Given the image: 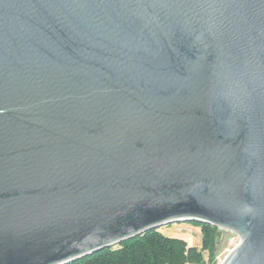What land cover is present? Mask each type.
<instances>
[{
  "label": "water",
  "instance_id": "1",
  "mask_svg": "<svg viewBox=\"0 0 264 264\" xmlns=\"http://www.w3.org/2000/svg\"><path fill=\"white\" fill-rule=\"evenodd\" d=\"M184 221L264 264V0H0V264Z\"/></svg>",
  "mask_w": 264,
  "mask_h": 264
},
{
  "label": "trees",
  "instance_id": "2",
  "mask_svg": "<svg viewBox=\"0 0 264 264\" xmlns=\"http://www.w3.org/2000/svg\"><path fill=\"white\" fill-rule=\"evenodd\" d=\"M191 223L201 229L200 248L153 229L71 264H217L219 228L198 221Z\"/></svg>",
  "mask_w": 264,
  "mask_h": 264
},
{
  "label": "rangeland",
  "instance_id": "3",
  "mask_svg": "<svg viewBox=\"0 0 264 264\" xmlns=\"http://www.w3.org/2000/svg\"><path fill=\"white\" fill-rule=\"evenodd\" d=\"M160 230L167 236L178 237L185 239L189 245L201 247V229L194 226L191 222H173L160 228ZM224 237L222 238L217 250V264L225 259V257L234 249L235 243L230 239V233L223 230ZM207 258V254H205Z\"/></svg>",
  "mask_w": 264,
  "mask_h": 264
},
{
  "label": "built area",
  "instance_id": "4",
  "mask_svg": "<svg viewBox=\"0 0 264 264\" xmlns=\"http://www.w3.org/2000/svg\"><path fill=\"white\" fill-rule=\"evenodd\" d=\"M225 231H227L228 233H230V239H231L232 243H235L236 244L235 247L238 246V244L241 241L240 236L238 234H236L235 232H233V231H230V230H225Z\"/></svg>",
  "mask_w": 264,
  "mask_h": 264
}]
</instances>
